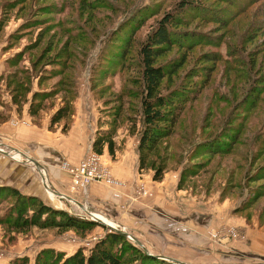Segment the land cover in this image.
<instances>
[{"label":"rangeland","instance_id":"obj_1","mask_svg":"<svg viewBox=\"0 0 264 264\" xmlns=\"http://www.w3.org/2000/svg\"><path fill=\"white\" fill-rule=\"evenodd\" d=\"M201 1L209 11L203 13L206 20L198 12L190 11L194 17L178 13L181 0H0V132L7 124H24L25 116L33 125L47 123L48 128L53 114L69 104L71 120H63L53 131L48 128L67 134L81 103L95 108L99 129L116 130L115 139L124 127L134 139L140 138V48L160 20L178 15L182 21L173 23L175 31L199 32L211 40L191 46L175 42L157 58V65L174 67L161 91L182 90L183 110L175 135L160 143L149 167L139 172L153 182L167 181L198 201L218 197L235 220L222 215L207 229V240L230 248L229 259H221L225 263L264 264V176L249 179L264 165V0ZM34 94L41 96L37 108L43 107L37 117L29 114ZM64 125L69 127L66 132ZM208 140H213L210 147L215 143L213 147L228 154L206 153ZM0 148V185L23 192L41 187L39 195V190L30 194L80 218H91L80 197L64 193L70 200L51 186L47 189L40 169L21 151ZM104 154L112 166L116 152ZM164 161V179L155 181V170ZM61 169L72 181V175ZM141 180L147 194L136 193L133 203L152 193ZM8 207L6 203L0 207V264H37L44 249L60 257L79 249L87 254L112 230L103 224L86 231L37 226L21 230L1 219ZM94 215L116 226L107 217ZM180 228L175 232L184 225ZM177 250L174 256L188 257L191 252Z\"/></svg>","mask_w":264,"mask_h":264},{"label":"crops","instance_id":"obj_2","mask_svg":"<svg viewBox=\"0 0 264 264\" xmlns=\"http://www.w3.org/2000/svg\"><path fill=\"white\" fill-rule=\"evenodd\" d=\"M24 119V124H7L4 127L2 133L0 132V146L9 151H21L24 157L37 161L45 187L44 177L49 186L60 193L70 192L80 197L89 212L101 214L114 221L115 227L130 233L152 254L191 264H232L221 260L222 257H225V261L229 259L227 256L230 257V248L213 244L206 238L207 229L216 226L222 215L227 214L229 220H235L229 209L218 197L198 201V197L183 196L182 191L173 189L167 181L153 182L149 175L140 173L137 146L139 138L134 139L128 128L124 127L118 131L115 139L118 144L116 158L112 160L110 157L115 178L124 181L126 185L109 187L95 182L90 185L87 194L76 195L70 191V176L61 168L65 162L77 165L92 151V144L99 129L95 108L78 103L67 134L60 131L50 132L47 123L42 127L35 126L28 116ZM107 153L106 150L105 157ZM21 164L26 166V163ZM141 179L146 181V188L152 190V193L149 197L133 203L134 187L142 181ZM32 190L26 191L33 193ZM36 190H39L38 195L43 192L41 187H36L34 191ZM203 203L204 205H201ZM200 218L204 220L199 222ZM173 222H180V226ZM183 225L184 230L175 232ZM177 249L184 251L183 253H194L190 252L188 257L174 256Z\"/></svg>","mask_w":264,"mask_h":264},{"label":"trees","instance_id":"obj_3","mask_svg":"<svg viewBox=\"0 0 264 264\" xmlns=\"http://www.w3.org/2000/svg\"><path fill=\"white\" fill-rule=\"evenodd\" d=\"M229 1L232 4L235 2L234 0ZM235 3L237 4V1ZM178 11L180 14L189 13L192 17L194 15L190 11H194L195 14L198 12L201 15L200 19L205 20L207 15L203 13H209L201 0H181ZM176 21H182L180 16L166 15L159 21L157 28L147 37L140 48L141 63L143 65L142 130L138 144L140 171L149 167L151 157L158 150L160 143L175 135V127L183 110L184 94L182 90L177 89L168 94H164L161 91L164 78L174 71V67L167 68L157 65V58L163 56L164 51L175 42L191 46L194 43L205 44L208 40H211L208 35L199 32L194 33L180 30L181 33H178L173 27V23ZM186 94L187 96L189 95L188 92ZM40 97L39 94L33 95V101L29 107V114L31 116L37 117L43 109V107L37 108L36 105V101L41 100ZM72 112L73 107L69 104L59 108L51 117L49 130L53 131L63 120L72 118ZM68 128L67 125H64L62 132H66ZM115 136L116 130L114 128L98 129L92 145L93 151L99 155H103L107 150L110 155L114 156L116 152ZM212 143L213 140H208L204 142V146L210 147ZM214 144L210 147L209 152L206 151V153L228 154L227 151L222 153V150L220 151L218 148L213 147ZM151 166L155 167V164L152 163ZM166 170L167 164L164 161L156 168L154 180L162 181ZM261 176H264V165L259 166L254 175H249V179L253 178L254 180H252L256 181L263 178ZM5 203L9 207L1 219L21 230L37 226L40 228H74L86 231L102 225L90 219L80 218L66 210L55 208L45 203L37 195L23 192L10 185H0V207ZM36 263L177 264L149 254L144 248L130 241L127 236L114 230L109 231L102 239L97 241L87 254L82 249H79L67 257H60V254L54 250L44 249L37 255Z\"/></svg>","mask_w":264,"mask_h":264},{"label":"built area","instance_id":"obj_4","mask_svg":"<svg viewBox=\"0 0 264 264\" xmlns=\"http://www.w3.org/2000/svg\"><path fill=\"white\" fill-rule=\"evenodd\" d=\"M103 157V155H99L92 150L77 165H71L68 162L63 164V169L72 175L70 188L72 193L79 191L83 195L87 194L90 185L95 182L109 187L126 185L124 181L115 178L110 162H107ZM44 180L46 188H50L45 177ZM140 184L139 182L134 187L133 200H137V195L147 194V191ZM61 194L59 196L66 197L65 194Z\"/></svg>","mask_w":264,"mask_h":264},{"label":"water","instance_id":"obj_5","mask_svg":"<svg viewBox=\"0 0 264 264\" xmlns=\"http://www.w3.org/2000/svg\"><path fill=\"white\" fill-rule=\"evenodd\" d=\"M0 151H2V149H0ZM3 152H4V151H3ZM5 153H7V152H5ZM7 154L9 155V153H7ZM27 160H29V161L31 160L32 162H34L36 165L39 166V163H38L37 161H35L33 158H31V157H27ZM58 195H62V194H61V193H58ZM66 197H67L68 199L72 200L71 197H68V196H66ZM81 206L84 207L83 205H81ZM88 214L91 216L90 220H92V221H96V222H99V223H101V224H103V225H107V226H109L112 230L117 231V232H119V233H121V234L127 236L128 238L133 239L138 245H140L141 247H143V248H144L149 254H151V255H155V254L150 253V252L148 251V249H147L146 247H144L140 241H138L135 237H133L130 233H128V232L125 231L124 229L117 228V227H115V226H113V225H109V224H107L106 222H104L102 219L98 218L96 215H94V214L91 213V212H88ZM155 256H157V257H159V258H162V259H166V260H169V261L175 262V263H177V264H187V263H185V262L179 261V260L174 259V258H171V257H167V256H163V255H155Z\"/></svg>","mask_w":264,"mask_h":264},{"label":"bare ground","instance_id":"obj_6","mask_svg":"<svg viewBox=\"0 0 264 264\" xmlns=\"http://www.w3.org/2000/svg\"><path fill=\"white\" fill-rule=\"evenodd\" d=\"M51 192V191H50ZM99 218H102V216H99Z\"/></svg>","mask_w":264,"mask_h":264}]
</instances>
